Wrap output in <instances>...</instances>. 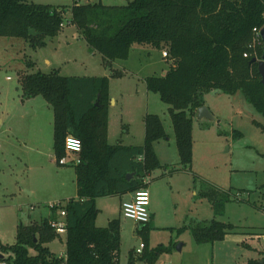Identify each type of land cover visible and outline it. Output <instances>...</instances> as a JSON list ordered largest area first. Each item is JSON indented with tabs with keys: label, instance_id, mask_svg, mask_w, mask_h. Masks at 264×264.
<instances>
[{
	"label": "trees",
	"instance_id": "obj_1",
	"mask_svg": "<svg viewBox=\"0 0 264 264\" xmlns=\"http://www.w3.org/2000/svg\"><path fill=\"white\" fill-rule=\"evenodd\" d=\"M65 21L78 30L93 52L102 55L107 66L127 59L134 44L167 52L168 69L146 77L145 82L149 91L169 105L179 170L192 166L193 120L205 105L207 94L242 93L264 115V85L258 69L263 47L256 53L248 47L254 38L253 29L264 27V0H132L123 5L76 0L70 7L0 0V36L22 38L34 48L44 47L47 38L58 36ZM31 30L37 34H30ZM245 52L250 55L245 57ZM113 75L123 73L115 71ZM19 85L24 98L42 96L53 109L56 163L68 154V136L81 140L80 161L72 164L77 197L49 208L51 216L39 223H21L16 243L1 245L0 250L12 252L14 264H119L121 221L112 219L107 226H98L96 199L148 188L145 179L162 168L154 143L168 136L161 117L145 115L143 144H110L108 76H64L54 69L23 73ZM235 135L242 134L236 131ZM129 173H135L130 180L126 177ZM200 195L211 202L216 215H224L227 202L238 201L231 192L212 185L201 189ZM260 209L264 211V205ZM62 210L67 221L65 257L47 245L62 238L49 223L58 219ZM236 228L215 219L191 226L197 243L223 240ZM150 230V223L139 225L145 247L139 258L132 250L128 264H156L168 251L163 246L149 248ZM253 264H264V259Z\"/></svg>",
	"mask_w": 264,
	"mask_h": 264
},
{
	"label": "rangeland",
	"instance_id": "obj_2",
	"mask_svg": "<svg viewBox=\"0 0 264 264\" xmlns=\"http://www.w3.org/2000/svg\"><path fill=\"white\" fill-rule=\"evenodd\" d=\"M29 1L70 7L76 0ZM99 1L123 5L132 0L78 2ZM70 18L69 13L67 20ZM46 42L44 47L34 48L22 38L0 36V246L16 243L21 223L49 218V204L77 196L72 165L77 157L66 155L67 165L55 161L52 107L42 96L24 98L19 85L23 73L58 69L64 76H108L110 96L116 102L109 110L110 144H143L145 115L161 117L168 136L154 143V148L162 168L147 178L150 209L155 208L149 248H168L156 264L262 263L264 238L256 234L264 233V211L260 209L264 205V115L242 93L207 94L205 104L214 119L198 114L194 117L192 166L179 170L169 105L159 94L149 91L145 82L146 77L168 69L169 61L162 49L134 44L127 59L107 66L102 55L93 52L67 21L62 32ZM115 71L123 75L114 76ZM236 131L242 135L236 137ZM207 185L231 192L238 201L227 202L224 215H216L211 202L200 195ZM128 199L124 194L96 199L98 226L105 227L112 219L121 221L119 264H128L130 252L144 243L138 233L139 224L121 212V203ZM214 219L237 228L223 240L197 243L191 226L209 224ZM47 245L63 255L66 237L62 235ZM0 253L5 256L0 264H14L12 252Z\"/></svg>",
	"mask_w": 264,
	"mask_h": 264
},
{
	"label": "built area",
	"instance_id": "obj_3",
	"mask_svg": "<svg viewBox=\"0 0 264 264\" xmlns=\"http://www.w3.org/2000/svg\"><path fill=\"white\" fill-rule=\"evenodd\" d=\"M261 29H258L257 27L253 29L254 38H253L252 43L249 44L248 46L255 53L257 51V47L263 45L262 37L260 34ZM163 55L167 56V52H163ZM249 55H250L249 52L244 53L245 57H248ZM65 148L69 155H74L77 157V159L72 160V163L73 164L79 163L80 160H79L78 154L82 150L81 140L74 136H68L65 141ZM59 164L60 165L68 164L66 155L63 156L59 160ZM147 178L145 179V182L148 183ZM60 202L51 203L48 205V207L53 208L55 206H58ZM150 203H151V193L149 189L141 188L133 192V195L130 200L122 203L121 212L126 218L133 219L139 225H144V224L149 223L150 218H151L150 209H149ZM65 216H66V212L65 210H62L60 212V217L58 219H54V220L52 219L49 221L50 226L53 227L56 230V232L60 235H65L67 233V221H66ZM144 247H145L144 243H141L139 248L136 250V252L138 254L142 253ZM60 256L65 257V253Z\"/></svg>",
	"mask_w": 264,
	"mask_h": 264
},
{
	"label": "water",
	"instance_id": "obj_4",
	"mask_svg": "<svg viewBox=\"0 0 264 264\" xmlns=\"http://www.w3.org/2000/svg\"><path fill=\"white\" fill-rule=\"evenodd\" d=\"M30 34L36 35L37 33L34 30H31ZM260 34H261L262 41H263V54H262L261 59L258 60V64H259L258 69H259V73L261 74V77H262L261 81L264 85V27L261 29ZM253 61H257V59L255 58ZM198 115L200 118L207 117V118L214 119L213 114L211 113V111L209 110V108L206 105H204L198 109ZM134 175H135V173H129V174H127L126 177L128 180H130L134 177ZM4 257H5L4 254L0 253V259H4Z\"/></svg>",
	"mask_w": 264,
	"mask_h": 264
},
{
	"label": "crops",
	"instance_id": "obj_5",
	"mask_svg": "<svg viewBox=\"0 0 264 264\" xmlns=\"http://www.w3.org/2000/svg\"><path fill=\"white\" fill-rule=\"evenodd\" d=\"M116 102H115V100L111 97V105H113V104H115ZM205 103H206V99H205ZM206 105V104H205ZM109 136H110V127H109V135H108V138H109ZM125 145H129V144H125ZM149 177V176H148ZM149 182V181H148ZM148 189H149V183H148ZM150 191V190H149ZM151 193V192H150ZM124 195H128L129 196V199L128 200H130L131 199V197H132V195H133V193H126V194H124ZM77 197V196H76ZM68 199H70V197L68 198ZM128 200H125V201H128ZM125 201H123V202H125ZM122 202V203H123ZM122 203H121V206H122ZM152 203V202H151ZM151 203H150V206H151ZM149 209H150V207H149ZM155 208L152 210V209H150V215H151V218H150V221H149V223L151 222V220L153 219V217H154V214H155ZM153 213H152V212ZM258 237L259 236H264V233H258V234H256Z\"/></svg>",
	"mask_w": 264,
	"mask_h": 264
}]
</instances>
